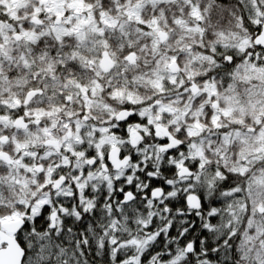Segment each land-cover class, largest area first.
I'll use <instances>...</instances> for the list:
<instances>
[{"label": "snow or ice", "instance_id": "obj_1", "mask_svg": "<svg viewBox=\"0 0 264 264\" xmlns=\"http://www.w3.org/2000/svg\"><path fill=\"white\" fill-rule=\"evenodd\" d=\"M0 264H264V0H0Z\"/></svg>", "mask_w": 264, "mask_h": 264}]
</instances>
